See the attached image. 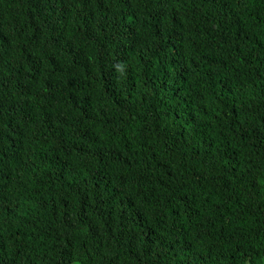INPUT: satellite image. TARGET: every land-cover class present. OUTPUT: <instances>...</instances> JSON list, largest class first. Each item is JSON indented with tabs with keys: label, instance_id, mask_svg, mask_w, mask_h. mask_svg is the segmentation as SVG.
<instances>
[{
	"label": "trees",
	"instance_id": "16d2710c",
	"mask_svg": "<svg viewBox=\"0 0 264 264\" xmlns=\"http://www.w3.org/2000/svg\"><path fill=\"white\" fill-rule=\"evenodd\" d=\"M264 264V0H0V264Z\"/></svg>",
	"mask_w": 264,
	"mask_h": 264
},
{
	"label": "rangeland",
	"instance_id": "374dc122",
	"mask_svg": "<svg viewBox=\"0 0 264 264\" xmlns=\"http://www.w3.org/2000/svg\"><path fill=\"white\" fill-rule=\"evenodd\" d=\"M71 264H79V262L75 261V262H73V263H71Z\"/></svg>",
	"mask_w": 264,
	"mask_h": 264
}]
</instances>
